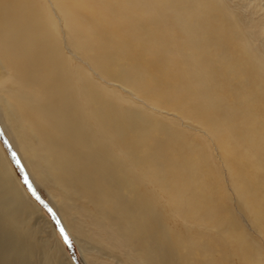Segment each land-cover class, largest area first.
Segmentation results:
<instances>
[{
  "label": "bare ground",
  "instance_id": "obj_1",
  "mask_svg": "<svg viewBox=\"0 0 264 264\" xmlns=\"http://www.w3.org/2000/svg\"><path fill=\"white\" fill-rule=\"evenodd\" d=\"M45 1L0 0V91L23 162L55 183L61 199L85 198L90 222L127 264H215L196 239L170 236L160 200L233 242L242 264H264L237 226L210 153L192 149L163 121L148 125L142 112L118 109V93L61 52L52 5L68 46L84 60L103 74L121 71L153 103L206 128L241 208L264 233L262 7L244 10L229 0ZM24 196L0 149V217L18 237L25 236L18 231L29 203ZM183 249L197 260L190 263ZM42 258L58 264L48 253Z\"/></svg>",
  "mask_w": 264,
  "mask_h": 264
},
{
  "label": "rangeland",
  "instance_id": "obj_2",
  "mask_svg": "<svg viewBox=\"0 0 264 264\" xmlns=\"http://www.w3.org/2000/svg\"><path fill=\"white\" fill-rule=\"evenodd\" d=\"M46 1L48 5L50 4L49 6L52 5L51 0ZM229 3L236 4L244 10L251 8L259 9L261 6L262 9L258 11L257 15L264 18V0H229ZM52 8L54 19L58 27L60 26L59 40L61 52L64 56L66 55L67 59H70L69 61L82 66L85 70L87 69V74L96 83L107 88L108 91L112 90L118 93V109L124 110L123 112L132 111L133 113H137V115H140L142 112L141 114L147 115L144 118V123L148 122L145 123L148 125L150 123L158 124L157 120L161 123L165 122L163 125L167 124L168 128L166 129L169 132L174 133L175 131L179 133L184 142L185 140L191 141L190 144L192 145H189L192 149L205 147L206 153H210V156L207 154V159L211 158L208 161L211 164L214 162L218 164L217 172L220 187L228 207L231 208L236 218L237 226H239V229L246 236V239L264 255V233L260 232L254 223L251 222V215L241 208L240 200L233 188L227 168L222 164L218 149L206 128L193 118L180 114L181 112L176 109L167 108L161 103H153L152 99L150 100L151 96L149 94L142 92L138 87H133L135 85L132 82L124 80V75L121 71L123 80L120 72L121 79L116 74V70H105L107 74H103V72H100L99 69L91 65L89 61L87 62L86 59L85 61L77 50L72 46H68L70 44L67 42L68 37L64 20L61 17L62 15L56 10L55 5H52ZM262 41H264V38ZM114 71L115 75H111V73L114 74ZM2 96L3 93L0 91V149L7 160L12 177L17 181L18 187L20 186L25 190L26 197L24 196V198L29 203L25 210H23L22 218L19 220V223L21 222L22 225L18 227V231L38 247L39 250L36 248L38 252L37 257L41 261L42 257L48 253L58 261V264H74L70 259L69 245L79 264H127L123 252L116 248L114 243L109 239H105L104 236L100 235L95 225L90 222L91 219L87 215V209H90V205L85 198L74 194L71 197H66V199H61L62 192L60 193V188L55 183L49 178L48 180L39 178L40 176L35 175V172L30 170L27 164L23 162L19 154L20 151H18L19 149L14 144L17 138L14 134V123L10 122L6 116V106ZM146 119H149V121ZM188 141L185 143H189ZM25 178L30 183L34 193H32ZM28 198L38 208H35ZM156 208L160 211L161 221L163 225L165 224L164 227L168 230L171 237L174 238L175 233H181L184 237L196 239V242L198 241L200 246L202 245L200 250L205 252H203L205 259L213 256L218 261V264H242L235 244L228 239L225 240V238V241L222 240L221 235L215 233V229L212 227H206V224L194 223V220L187 214L182 217L177 216L172 212L170 206L162 200H160ZM195 224L199 226L197 225L198 227H196ZM200 226H202V229ZM206 240H208L206 242L208 244L205 245L204 242ZM209 249L211 251L208 252ZM183 251V256H186L190 263L197 260L194 253L190 252L191 250L183 249ZM202 255L200 257L204 259ZM214 258L211 260L214 261ZM216 261L215 264H217ZM41 264L46 263L42 260Z\"/></svg>",
  "mask_w": 264,
  "mask_h": 264
},
{
  "label": "water",
  "instance_id": "obj_3",
  "mask_svg": "<svg viewBox=\"0 0 264 264\" xmlns=\"http://www.w3.org/2000/svg\"><path fill=\"white\" fill-rule=\"evenodd\" d=\"M25 181L28 183L32 193H34L26 178ZM15 235L7 229L5 222L0 217V264H41L42 260L40 261L39 258V260L35 259L36 247L34 243L29 241L24 235V237ZM68 248L71 261L74 264H79L69 245Z\"/></svg>",
  "mask_w": 264,
  "mask_h": 264
}]
</instances>
